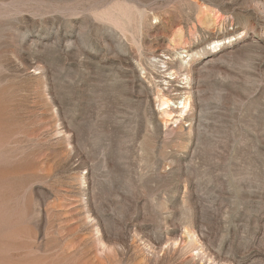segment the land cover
<instances>
[{
  "label": "rangeland",
  "instance_id": "obj_1",
  "mask_svg": "<svg viewBox=\"0 0 264 264\" xmlns=\"http://www.w3.org/2000/svg\"><path fill=\"white\" fill-rule=\"evenodd\" d=\"M0 264H264V0H0Z\"/></svg>",
  "mask_w": 264,
  "mask_h": 264
},
{
  "label": "bare ground",
  "instance_id": "obj_2",
  "mask_svg": "<svg viewBox=\"0 0 264 264\" xmlns=\"http://www.w3.org/2000/svg\"><path fill=\"white\" fill-rule=\"evenodd\" d=\"M164 105H166V109H168L170 107V102L171 100L169 98H164V100H162ZM189 105V101L187 100V98H185L184 100L181 101L180 103V109H184ZM166 113V112H165Z\"/></svg>",
  "mask_w": 264,
  "mask_h": 264
}]
</instances>
